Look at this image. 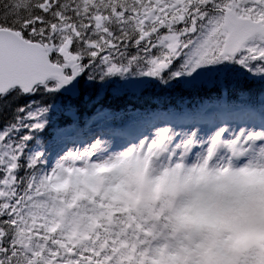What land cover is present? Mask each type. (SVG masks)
Instances as JSON below:
<instances>
[{
	"label": "snow or ice",
	"instance_id": "snow-or-ice-1",
	"mask_svg": "<svg viewBox=\"0 0 264 264\" xmlns=\"http://www.w3.org/2000/svg\"><path fill=\"white\" fill-rule=\"evenodd\" d=\"M117 83L215 89V112L137 114L119 149L107 128L83 148L61 146L58 114ZM205 158L264 161V0H0V264H127L135 226L97 223L105 205L90 193L102 179L123 190L126 166Z\"/></svg>",
	"mask_w": 264,
	"mask_h": 264
},
{
	"label": "clouds",
	"instance_id": "clouds-1",
	"mask_svg": "<svg viewBox=\"0 0 264 264\" xmlns=\"http://www.w3.org/2000/svg\"><path fill=\"white\" fill-rule=\"evenodd\" d=\"M123 172V190L110 193L102 179L90 201L105 205L97 223L121 232L135 226L138 238L123 249L127 264H264V161L149 160Z\"/></svg>",
	"mask_w": 264,
	"mask_h": 264
},
{
	"label": "trees",
	"instance_id": "trees-1",
	"mask_svg": "<svg viewBox=\"0 0 264 264\" xmlns=\"http://www.w3.org/2000/svg\"><path fill=\"white\" fill-rule=\"evenodd\" d=\"M259 88L253 91V95L258 94ZM88 99L85 100L84 96ZM218 95L217 90H207L199 93H192L182 88L162 89L158 86L135 88L132 85L127 88L120 87L119 83L107 88H93L83 90L79 99L73 101L77 111L71 115L64 110L58 114L56 125L63 126L66 122H75L76 133L73 138H80L84 133L85 126L89 122L101 125L102 128L115 129L119 133L118 140H122L121 132L123 128L130 125V122L137 114L161 115L176 114L182 116L184 112L195 109L202 103L210 105L209 111L215 110L212 101ZM230 98L235 99L233 93H229ZM38 99V98H37ZM57 101H66L67 97L58 96ZM20 103H24L21 101ZM51 103V100H49ZM100 113L109 116L107 121L102 120V116H94ZM112 114H118L119 118L111 119ZM45 140L51 139L55 132L52 128L46 130L43 134ZM65 140L59 141L62 146ZM52 156H49L51 161Z\"/></svg>",
	"mask_w": 264,
	"mask_h": 264
},
{
	"label": "rangeland",
	"instance_id": "rangeland-1",
	"mask_svg": "<svg viewBox=\"0 0 264 264\" xmlns=\"http://www.w3.org/2000/svg\"><path fill=\"white\" fill-rule=\"evenodd\" d=\"M137 85V84H136ZM138 86V85H137ZM109 137H112V136H109ZM88 139H86V140H82L83 142L81 143H77V142H66L65 144H64V146L66 145L67 147H80V148H83V146H84V144H85V142L87 141ZM133 141V138H131V139H129V140H126L125 141V143L123 144V145H116V146H114V148H116V149H119V148H123V147H126L130 142H132Z\"/></svg>",
	"mask_w": 264,
	"mask_h": 264
}]
</instances>
